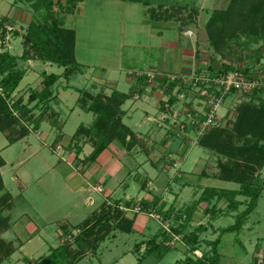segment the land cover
I'll return each mask as SVG.
<instances>
[{
  "label": "rangeland",
  "instance_id": "374dc122",
  "mask_svg": "<svg viewBox=\"0 0 264 264\" xmlns=\"http://www.w3.org/2000/svg\"><path fill=\"white\" fill-rule=\"evenodd\" d=\"M30 1L33 2V0L26 2L0 0L1 51L7 50L12 54L20 55L23 50L22 39L20 36H14V32L23 34L31 20H43L40 16L43 10L32 6ZM64 1L59 0L62 5ZM160 2L162 5H158ZM227 2L228 0H151L150 3L142 5L130 0H85L77 4L78 10L74 12L61 9L58 3L53 5V11L57 13L59 22L66 28L76 30L75 56L77 60H82L89 66H80L81 70L79 69L80 71L72 74L68 81L64 82L70 85V89L58 90L59 97L63 98L64 103H56L55 99L59 98L54 88L56 98L51 100L50 106L53 109L56 107L61 112L60 120L65 121L61 129L53 128L48 121H41L40 129H34V123L31 122L32 125L27 118L22 117L23 125L30 129V133L13 144H9L5 134L0 131V155L5 161V165L0 168L4 183L0 194L9 192L12 195L11 208L0 213V218L4 215L8 216L10 228L2 232L0 237L12 241L15 247L13 253L0 264H26L24 259L28 257L30 264H36L35 260L47 254L51 247H57L59 241L65 245L66 242L73 240L74 234L80 232L77 228L73 230L68 228L70 234H67L68 232L64 234V230L60 229L61 225L80 222L90 212L98 209L102 202L104 203V199L102 201L100 196L103 194L99 195L92 191L102 192L104 190L99 179L105 177V164L99 158L88 165L82 162L93 147L89 143L84 145L78 165L73 164L72 166L67 160V157H74L72 150L70 151L72 153H69L67 143L76 128L81 124L90 126L94 118L92 112H86L76 104L79 92L74 89L95 93L97 90H102L107 80L112 79L117 90L132 95L134 80H139L140 77L145 78L143 77L145 74L136 75L133 78L129 74L134 73L129 72L128 74V71L145 73L150 67L156 68V61H160L161 64L162 61H166V55L168 57L165 63H168L167 69L172 72H181L183 63L189 58L183 56L182 49L186 48V43L189 39L193 40V37H187L179 29L170 27V24L178 25L184 22L186 25L183 30L193 31L197 36L196 48L199 49L197 52L199 60L196 59L194 65L196 67L200 64V68L198 71L194 69L189 73L171 74V76L184 78V81L192 82L185 83L182 90V85L178 82L171 91L167 92L169 83L161 82L165 98L168 100L170 96L176 97L175 103L166 106L169 109L168 113L173 117L171 125L168 124L169 122H164L165 127L158 131L153 127V123L142 121L143 112L140 109L134 113V120L124 119L125 123H131V126L139 129L143 137L148 132L147 135L152 143V145L150 142L148 144L149 148L152 147L151 156L145 152H137L134 148L126 151L123 145L116 143L121 151L114 148L117 154H114L112 150V152L109 151L114 156L112 165L108 166L113 176L112 179L107 180L105 191L108 192L107 194L114 191L113 194L116 196L149 192L170 194L174 198L176 194L178 197L176 202L186 205L182 210V215H186V211H192V220L187 230L197 226L201 218L203 223L210 224L209 231L201 235L203 238L214 240L220 236L218 252L221 257L218 264H253L254 261L264 264V189L261 190L257 205L248 215L243 227L239 231L234 230L222 235L220 229L232 225L235 222V215L244 209V205L235 211L218 213L216 218L212 219L202 214V206L196 207L197 202L195 201L204 187L236 189L238 184L209 178L210 171L213 170L209 164H215L216 154L195 143V135L199 138L195 132L196 122L201 120L197 116L204 118L206 115V101L201 96L206 88L202 85H193V78L208 77L207 74H215L223 68V65H228L232 67L230 72L237 71L242 74L241 70H244L248 73L245 76L247 81L259 82V86L264 85V29L260 27L261 25L264 27V23L258 24L251 20L247 27L254 30L253 32L249 29L242 31L244 23L239 25L241 27L238 26L236 33L239 34V38H233L223 54L217 52L209 41L206 22L214 9L224 8ZM152 9L157 18L164 16L168 18L156 20V22L151 21ZM21 10L29 11L27 19L20 20L22 24L19 20L16 21L20 17ZM255 28L258 32H255ZM157 32H161L162 37ZM166 39L176 41L178 46L169 48L162 46V40ZM34 61L31 59L30 61H18L19 67L26 68L28 72L16 88L13 98L22 96L26 102L31 89L42 87V79L40 80L37 76L39 70L56 74H60L63 70V67L52 63L46 68V63L40 60ZM99 73H103V76ZM152 75L146 83L152 84L157 78L154 71ZM167 76L170 77V74ZM57 83L63 82L60 80ZM251 93L252 90L243 88L242 91L227 94L217 111L216 123L213 126L228 125L229 122L224 123V119L233 120L236 115V104L247 99ZM146 96L150 97L151 103L148 108L151 109V114H157L156 105L159 100L150 94ZM72 107H75L74 111H71ZM42 111L45 112L44 105L34 110L35 113L31 115L33 121ZM195 114L197 116H194ZM154 120L158 121L157 125H162L161 118ZM138 122L141 123L140 127L135 126ZM175 130H177L176 133ZM185 133L189 135L182 137ZM182 138L186 142L185 145L182 143ZM163 139H166L169 144L162 145ZM181 155L185 158L184 161L179 162L178 158ZM158 158L163 163L159 161L160 164H158L157 162L155 164L157 167L149 163L151 159L157 160ZM171 158L176 159L177 163L174 165L170 163ZM201 159L209 161L206 163L208 167L201 166ZM83 166H85L84 169ZM72 168L89 179L86 185L87 190L83 186L75 191L70 186L71 183L68 180L72 175ZM216 171L218 172V167ZM182 173V178L173 182L170 180L174 175ZM261 175L264 179V169L261 170ZM146 177L154 181L150 184L149 180H145L148 182L147 190L141 189L140 186ZM73 178L76 179V177ZM121 181L124 182L119 185ZM90 197L93 198L91 204L87 203ZM237 198L243 200L245 197L238 196ZM217 206L225 207L224 199L220 200ZM155 216L156 214L139 213L130 233L119 230L113 232L114 234L108 235L100 242L95 252H87L86 257L84 256L77 264H183L188 251L180 243L171 247L168 252H163L161 259L158 258L157 252L147 255L141 261L137 259L138 256L142 257L143 247L140 252L135 253V243L152 237L160 229L158 218ZM171 243L168 244L171 245ZM203 249H210V246L203 242Z\"/></svg>",
  "mask_w": 264,
  "mask_h": 264
},
{
  "label": "trees",
  "instance_id": "16d2710c",
  "mask_svg": "<svg viewBox=\"0 0 264 264\" xmlns=\"http://www.w3.org/2000/svg\"><path fill=\"white\" fill-rule=\"evenodd\" d=\"M27 1V0H20ZM83 0H65L62 5L59 0H33L32 6L42 9L40 13L43 20L33 19L28 24L23 34L14 32V36H21L23 50L20 55H15L7 50H0V131L5 134L9 144H13L19 139L30 133V129L23 125V118L28 122H33V128H39L43 121L45 113L51 108L50 102L56 98L54 88H57V81L67 82L69 77L80 69V64L75 58V40L74 29L66 28L59 22L57 13L53 11V5L59 4L61 9L74 12L79 2ZM131 2L148 4L151 0H130ZM165 1V0H159ZM162 3H158V5ZM154 10L151 11V21L167 19L165 16L157 18L154 16ZM167 16V15H166ZM6 20V19H5ZM254 20L258 24L264 23V0H228L224 8L214 9L210 18L206 22V30L210 43L220 54L224 53L225 48L231 43L233 38H239L237 28L242 25V31L248 30L250 21ZM188 22V21H187ZM184 24H178L183 29ZM241 27V26H239ZM262 29V25L260 26ZM3 29V34H4ZM250 32H253L249 29ZM255 32H258L255 28ZM254 32V33H255ZM40 60L44 63L49 62L59 67H63L60 74L42 72V87L40 89H31L28 99L24 102L22 96L13 98L16 88L27 73L26 68L19 67L18 61ZM217 73H209V76L224 75L232 70L231 66L223 65ZM211 68V64H210ZM212 69V68H211ZM246 76L248 73L241 70ZM140 77L139 80L146 81L147 77ZM168 82L166 91H171L178 83L177 80L164 78L163 83ZM67 89V83L62 85ZM184 87L182 84L181 90ZM79 97L77 104L86 111L95 114L94 120L90 126L79 125L73 133L67 148L72 150L75 155V165H78L79 156L83 147L90 142L93 147L91 152L84 157L83 163L94 162L99 154L114 141H118L125 148H130L134 140V134L129 126L123 120V110L121 105L128 98V94L113 91L107 95L103 92L93 94L90 91L78 89ZM238 92L232 89L231 93ZM172 105L176 102L175 96H170L167 100ZM35 102V104H32ZM45 106V112L42 111L37 119L33 121L35 109L39 106ZM19 113V114H17ZM235 118L228 120V125L209 127L199 138L195 135V143L213 151L217 155L218 173L215 178L234 182L238 184L236 189H221L215 187H204L200 193L198 201H205L207 206L205 211L211 217L218 213H224L237 210L241 205L244 209L235 215V222L227 227L220 229V234L239 231L248 215L257 205V200L264 189V179H262L261 170L264 169V85L256 86L249 97L239 101L235 106ZM31 119V120H29ZM54 120V119H51ZM227 122V123H228ZM230 125V127H229ZM196 129V128H195ZM196 132V130H195ZM128 138V139H127ZM5 165L4 159L0 155V168ZM4 188L2 175L0 172V192ZM244 196L243 200L237 198ZM224 199L225 208L217 207V203ZM214 200V202H212ZM212 202V203H211ZM12 206V195L9 192L0 194V213L10 209ZM126 207V206H123ZM137 212L153 213L150 202L140 201L137 205ZM128 208V206L126 207ZM136 207L134 206L133 209ZM126 209L118 204L104 203L98 211L93 212L73 229L80 230L73 235L71 242L65 245L59 244L55 248L35 260L36 264H76L84 258L89 251L95 252L100 242L108 235L119 230L130 233L133 230L134 218H128L125 215ZM170 210L162 211L159 214L162 218L170 215ZM189 212V213H188ZM192 211H186L184 221L176 227L171 226L173 233L182 234V239L187 247L188 255L183 260V264H218L220 255L218 244L220 236L214 240H206L200 237V233L206 229L204 225H198L191 231H185L191 221ZM181 213L176 215L177 220L181 219ZM185 222V223H184ZM10 228L8 216L0 218V234ZM64 234L68 232V226L62 227ZM70 232V231H69ZM67 234H70V233ZM158 235L144 241V254L138 260H143L151 253H158V258L163 256V252H168L169 246L164 241H157ZM164 238L168 237L163 230L161 232ZM73 242V244H71ZM205 242L210 249H203L201 255H195L194 251ZM141 243H137L138 247ZM15 247L12 241L0 237V263L9 257ZM160 250L162 253H159ZM190 253V254H189ZM30 264L28 258L24 259ZM253 264H258L254 261Z\"/></svg>",
  "mask_w": 264,
  "mask_h": 264
},
{
  "label": "crops",
  "instance_id": "0c3cea01",
  "mask_svg": "<svg viewBox=\"0 0 264 264\" xmlns=\"http://www.w3.org/2000/svg\"><path fill=\"white\" fill-rule=\"evenodd\" d=\"M83 2H85V0H83L82 2H79V3H83ZM78 10V6H76V9H75V11H77ZM76 13V12H75ZM83 12H81V14H82ZM29 14V11H26V10H21V13H20V17L18 18V19H16V21H20V20H26L27 19V15ZM20 24H22V22L20 21ZM163 27H167V26H163ZM170 27H173V28H177V29H179L180 30V28L178 27V25H172V24H170ZM75 31V35H76V30H74ZM183 34L185 33V35L187 36V37H193V40H191V39H189V41L186 43V48H184V49H182V51H183V56H185V57H189L188 58V60L186 61V62H184L183 63V66L181 67L182 69H181V72H172V71H169L168 69H167V64H165L166 63V61H167V59H168V57H167V55H166V61L164 60V61H162V64H161V62L159 61V62H157L156 61V68H152V67H150L148 70H152V71H154L157 75H156V81L154 80V82L152 83V84H150V83H146L148 80L146 79V81H144V80H134V84H133V86H134V91H133V93H132V95H130V94H128L127 92H123V91H120V90H117V88L115 87V82L112 80V79H109V80H107V82L103 85V88H102V90L100 89V90H97L95 93H93V94H96V93H98V92H103L104 94H107V95H109V94H111L113 91H117V92H120V93H125V94H128L129 96H128V98H126L125 99V101L123 102V104L121 105V109L123 110V117H122V120H123V122L125 123V121H124V119L126 118V119H128V120H130L131 118V121L132 120H134L133 118V116H134V113L137 111V110H141L143 113H142V121L144 122V121H148L149 123H153V127L155 128V129H157L158 131H161V129L162 128H164L165 127V125H164V122H169L168 124L169 125H171L172 123H173V117H172V115L170 114V113H168V108H166V106H167V104H168V102H166L167 101V98H165V91H163V84L161 83V82H163V80H164V78L167 76V75H171V74H183V73H189V72H191V70L193 71L194 69L195 70H199L198 68H200V64H197V66L195 67V60L197 59V60H199V55H198V51H199V49L198 48H196V46H197V44H198V40H197V36L195 35V33L193 32V31H185V30H183V29H181L180 30ZM157 34L159 35V36H161V32H157ZM21 37V36H20ZM162 37V36H161ZM76 41H77V38H76V40H75V47H76ZM162 44V46H164V47H177L178 46V43L176 42V41H170V40H162V42H161ZM191 44H192V46H194V47H192L191 46ZM191 46V47H190ZM167 54V53H166ZM163 56V55H162ZM75 58H76V56H75ZM76 60H77V58H76ZM79 60V59H78ZM77 60V62L80 64V66H84V67H88L89 66V64L88 63H85V62H83L82 60H79L78 61ZM30 61V60H29ZM34 62H37L36 60L34 61ZM51 63H49V62H46V64H45V67L47 68L49 65H50ZM81 68L82 67H80V70H81ZM29 70V69H28ZM80 70H78V71H80ZM147 70V71H148ZM36 71V70H35ZM63 71V70H62ZM61 71V72H62ZM133 71V70H132ZM28 72V71H27ZM42 72H44V71H42ZM42 72L39 70L38 71V73H37V76H38V78L41 80L42 79ZM129 72H131L130 70L128 71V74H129ZM75 74V73H74ZM100 74V76H103L101 73H99ZM129 75H131V76H133V78H134V76H136L135 74H129ZM130 79V78H129ZM63 82V81H62ZM131 82V81H130ZM63 84H65L64 82L63 83H61V85H59L57 88H56V93H58L57 95H58V98L59 99H55L57 102V104H60V103H64V100H63V98L62 97H59V91L60 90H67V89H70V85H69V87L67 88V89H63V87H62V85ZM59 90V91H58ZM75 91H77L78 92V88H75L74 89ZM163 91V94H162V91ZM147 94H150L152 97H156L159 101H158V105H156V108L158 109V115L155 113L154 115H152L151 114V109L150 108H148V107H150V103H151V101H150V97H148V96H146ZM78 95V94H77ZM78 97H79V95L76 97V104H77V99H78ZM166 102V103H165ZM78 105V104H77ZM55 106H57L56 104H55ZM79 106V105H78ZM81 108V107H80ZM82 109V108H81ZM75 110V107H72L71 108V111H74ZM82 110H84V109H82ZM84 111H86V110H84ZM86 112H90V111H86ZM93 113V112H92ZM93 115H94V117H95V114L93 113ZM45 117H43L44 118V120L43 121H48L49 122V124H50V126H52L53 128H55V127H57V129H61V127H63V124H65V121H61L60 119H61V112H59V110H57L56 109V107H55V109H53L52 107L48 110V112H47V114L46 115H44ZM174 116V115H173ZM162 119L161 120V124L162 125H160V124H158L157 125V120L155 121L154 119ZM51 119H54V120H51ZM93 120H94V118H93ZM42 121V122H43ZM172 121V122H171ZM41 122V123H42ZM93 122V121H92ZM171 122V123H170ZM228 122V119H224V123H227ZM41 123H40V125H41ZM140 122H138V123H136L135 124V126L136 127H140V125H141V123L139 124ZM92 124V123H91ZM90 124V125H91ZM127 126H129L130 128H131V130H132V132H133V134H134V140H133V143H132V145L130 146V148H126V151H128V150H131L132 148H134L137 152H145V154H147V155H150V149L152 148H149V146H148V144H149V142L151 143V139H150V137L147 135L148 134V132L147 133H145L146 135L143 137V134L139 131V129H135L133 126H131L130 124H127V123H125ZM40 125H39V128L38 129H40ZM52 128V129H53ZM56 129V130H57ZM58 131H60V130H58ZM61 132V131H60ZM59 132V133H60ZM175 133L177 132V130H175L174 131ZM180 131L178 130V133H179ZM58 133V134H59ZM177 133V134H178ZM171 135H173V134H171ZM170 135V136H171ZM189 134H187V133H185V134H183L182 135V137L183 136H185V137H187ZM128 139V138H127ZM70 141V140H69ZM68 141V142H69ZM187 141V140H186ZM163 144L162 145H168L169 144V142H166V139H163V141H161ZM87 143H89L90 144V142H87ZM86 143V144H87ZM116 143H120V142H118V141H114V142H112V143H110L109 145H108V147L107 148H105L100 154H99V156L97 157V159L99 158L100 160L102 159V161H103V163L105 164V168H106V171H105V174H104V179H99L100 181V185H102L103 186V188H104V190L102 191V192H95V191H92V193H98L99 195L100 194H103V195H100L101 197H102V201H103V199H104V203H106L107 202V204H118V205H121V206H128V208H126V211H125V215H126V217H128V218H134V223H133V227H134V224H135V222H136V219H137V216H139V213H143V212H137L135 209H133V207L134 206H136V205H138L139 204V202L140 201H142V200H144V201H147V202H150V204H151V207L153 208L152 210H153V212L155 211L156 213H151V215H153V214H156V216L155 217H157L158 218V222H159V225H160V229L157 231V233L155 234V235H157V234H159L158 235V238H157V241H164V243L165 244H167L168 246H169V249L171 248V247H174V246H176V244L177 243H180V245H182V246H184L185 247V250H187V247H186V245H185V243H184V241H183V239H182V234L180 235V234H176V233H173L172 232V230H171V226H174V227H176L179 223H182L183 221H184V219H183V215H182V210H184V208H185V204H183V203H177L176 202V199L178 198L177 197V195L175 194L174 196V198H173V195H170V194H158V193H145V194H119V195H115V194H113L114 193V191H110V193L109 194H107L108 192L107 191H105L106 190V187H107V180H110V179H112V174H113V172L108 168V166L111 164V163H113V160H114V156L112 155V151L114 152V154H117V153H115L116 151H114L113 150V148L115 149V150H119V151H121L119 148H117V146H116ZM182 143H183V145H185V141H184V138H182ZM68 144V143H67ZM121 144V143H120ZM197 144V143H196ZM91 145V144H90ZM151 145H152V143H151ZM109 147H111V149H109ZM122 147V146H121ZM180 149V148H179ZM112 150V151H111ZM71 150H69V153H72V152H70ZM109 151H111L110 153H109ZM74 154V153H73ZM70 155V154H69ZM80 156H81V154H80ZM79 156V158H81ZM85 156H87V155H85ZM151 156V155H150ZM184 158H185V156L184 155H181V157H179L178 158V160H179V162H181L182 160L184 161ZM96 159V160H97ZM153 159V158H152ZM150 160V164H152L153 166H155V167H157L155 164L157 163V162H162L161 160H160V158H158L157 160L155 159V160ZM216 160V162H215V164H209V167L210 168H212L213 170L212 171H210V173H211V175H210V177L209 178H215V174H217L218 172L216 171V169H217V155H216V158H215ZM67 160H69V162H71V165L73 166V164H76L75 162V155H74V157H67ZM95 160V161H96ZM160 162L158 163V164H160ZM170 163H173V165L174 164H176L177 163V160L176 159H174V158H171L170 159V161H169ZM201 162H202V164H201V166L203 167V165H205V166H207L208 167V165L206 164L207 162H209L208 160H206V161H203L202 159H201ZM163 163V162H162ZM89 163H84V165H88ZM92 164V163H91ZM112 165V164H111ZM214 165H216V167L214 166ZM123 165H121V167H122ZM160 166V165H159ZM166 166V165H165ZM84 167L85 166H83V169H84ZM163 169V168H162ZM177 176V177H176ZM73 177H76V179L74 180V178ZM183 177V173L182 174H179V175H174L173 176V178L171 177L170 178V180L173 182V181H176L177 179H179V178H182ZM69 182L71 183L70 184V186L73 188V190H78V189H81L83 186L86 188V190H87V181H89V179L83 174H81V173H79V172H77V171H75V169H73L72 168V175H70L69 176ZM73 178V179H72ZM148 177H146L145 179H144V181L142 182V183H140L141 185V189H143V188H145V190H147L149 187H147L146 186V184L149 182L150 184L152 183H154V181H153V179L151 180L150 178L149 179H147ZM149 180L148 182H145V180ZM215 179H217V178H215ZM103 180H105V181H103ZM138 181V180H137ZM142 181V180H141ZM153 181V182H152ZM123 182L124 181H121V183L119 184V185H122L123 184ZM128 185V184H127ZM126 185V186H127ZM144 190V191H145ZM107 192V193H106ZM170 192H172L171 190H170ZM200 195L201 194H198L197 195V198H196V202H197V204H196V207L198 206V205H201L202 206V210H203V212H202V214H204V215H206V216H209L210 218H212V219H215L214 217H211V215L208 213V212H206L205 211V208H206V206H207V203L205 202V201H198V199H199V197H200ZM171 200H172V202H171ZM93 202V198H88V200H87V203H89V204H91ZM176 202V203H175ZM212 202H214V200H212ZM211 202V203H212ZM220 202V201H219ZM218 202V203H219ZM103 202L100 204V207L102 206V204H104ZM218 203H217V205H218ZM194 205V204H193ZM192 205V206H193ZM225 206H226V203H225ZM100 207L98 208V209H96V210H93L92 212H90L84 219H86L88 216H90L93 212H95V211H98L99 209H100ZM218 207V206H217ZM219 208H221V207H219ZM223 208H225V207H223ZM169 209H171L170 210V215H168V217H166V218H162V216L159 214V210H160V212H162V211H166V210H169ZM131 213V214H130ZM178 213H181V215H182V217H181V219H179V220H177V218H176V215L178 214ZM202 217H203V215H202ZM185 218V217H184ZM83 219V220H84ZM201 219V218H200ZM199 219V223H198V225H204L205 227H206V229L205 230H203L201 233H200V237L201 238H203L201 235L204 233V232H208L209 231V226H210V224L209 223H203V221L202 220H200ZM83 220H81L80 222H78V223H76V224H69V223H67L66 225L69 227V229H72L74 226H77L78 224H80ZM192 220V219H191ZM191 222V221H190ZM189 225H190V223H189ZM197 225V226H198ZM63 226H65V224H63V225H61V228L60 229H63L62 227ZM197 226H195V227H193L191 230H193L194 228H196ZM165 231L166 233H167V235H169L168 237H166V238H164L163 237V235H161V232L162 231ZM191 230H187V227H186V229H185V231L187 232V231H191ZM213 232H216V230H213ZM154 236V235H153ZM152 236V237H153ZM152 237H150V238H152ZM150 238H147V239H144V240H141V241H139V242H137V243H141L138 247H136V244L137 243H135V248H134V252L135 253H138V252H140V250L142 249V247H143V254H144V249H145V243H144V241H146V240H148V239H150ZM203 239H206V238H203ZM206 240H210V239H206ZM61 242L62 241H59V244H61ZM169 242H172L171 243V245H169L168 243ZM219 244H220V241H219ZM219 244H218V246H219ZM51 248H55V247H51ZM50 249V248H49ZM49 249H48V251H49ZM206 250V249H205ZM256 250H257V246H256ZM198 252V254L199 255H201V253H202V246L199 248V249H196L195 251H194V254L195 255H198V254H196ZM48 253V252H47ZM198 255V256H199ZM220 255V257H221V254H219ZM43 256V255H42ZM39 257H41V256H39ZM38 257V258H39ZM86 257V256H85ZM187 257V256H186ZM185 257V258H186ZM140 258V256H138L137 257V259H139ZM163 258V257H162ZM184 258V259H185ZM28 259H29V257H28ZM33 259V258H32ZM159 259H161V258H159ZM82 260V259H81ZM80 260V261H81ZM79 262V261H78ZM77 262V263H78ZM76 263V264H77Z\"/></svg>",
  "mask_w": 264,
  "mask_h": 264
},
{
  "label": "built area",
  "instance_id": "2783aa9c",
  "mask_svg": "<svg viewBox=\"0 0 264 264\" xmlns=\"http://www.w3.org/2000/svg\"><path fill=\"white\" fill-rule=\"evenodd\" d=\"M131 73H134L135 75H142L145 74L147 77V80H150L153 71L148 70L144 72L138 71H131ZM243 75V76H242ZM172 77V78H171ZM166 78H169L170 80H177L181 85L183 84L185 87V83H192L191 81H184L185 79L178 76H166ZM247 78L242 73H238L237 71L227 72L224 75H218V76H209L208 77H199L196 76L193 78V85L198 86H204V89L201 93V96L205 99V106H206V115L204 118L202 116H197L195 114L194 116H197L201 120L196 122V134L201 136L206 129L213 126L216 119L217 111L221 107L225 97L227 94H230L232 89L236 91H242L244 88H248L250 90H253L256 86H259V82H249L246 80ZM200 80V81H199ZM184 81V82H183ZM210 84H207L209 83ZM216 88V89H214ZM209 102V103H208ZM202 118L204 120H202ZM198 137V136H197ZM196 141V140H195ZM193 143V142H192ZM194 144V143H193ZM122 208L126 209V207L121 206ZM138 207L135 208L137 210ZM198 254V253H196ZM199 255V254H198Z\"/></svg>",
  "mask_w": 264,
  "mask_h": 264
}]
</instances>
